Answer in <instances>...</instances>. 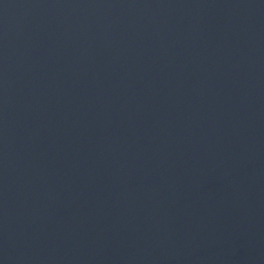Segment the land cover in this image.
Segmentation results:
<instances>
[{
	"label": "water",
	"instance_id": "95a60500",
	"mask_svg": "<svg viewBox=\"0 0 264 264\" xmlns=\"http://www.w3.org/2000/svg\"><path fill=\"white\" fill-rule=\"evenodd\" d=\"M0 264H264V0H0Z\"/></svg>",
	"mask_w": 264,
	"mask_h": 264
}]
</instances>
